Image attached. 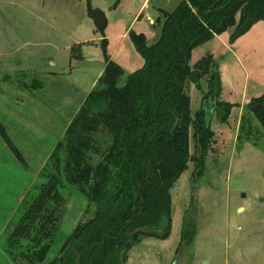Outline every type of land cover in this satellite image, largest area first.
Wrapping results in <instances>:
<instances>
[{
  "label": "rangeland",
  "instance_id": "374dc122",
  "mask_svg": "<svg viewBox=\"0 0 264 264\" xmlns=\"http://www.w3.org/2000/svg\"><path fill=\"white\" fill-rule=\"evenodd\" d=\"M90 1L105 12L104 35L96 33L87 14L88 0H0V125L22 156L21 161L0 133V264H29L22 251L11 253L9 237L24 204L47 181L44 172L50 170L58 143L105 70L103 40L111 60L124 71L118 83L123 87L145 65L131 34L143 33L153 45L161 33L159 10L173 12L183 0ZM263 24L251 35L259 42L244 39L236 48L243 69L235 47L228 50L234 44L233 29L194 49L191 66L208 54L225 66L237 104L228 122L213 118L215 143L204 174L198 176L191 160L171 191L169 237L143 236L123 264H264V129L249 112L243 115L245 129H240L245 96L264 94ZM201 84L208 90L205 80ZM204 93H191L192 117ZM249 124L257 132L247 137ZM95 138L106 150L108 134L100 132ZM190 154L199 156L192 138ZM98 159L94 156L93 162ZM61 192L63 217L44 264L62 256L75 229L96 210L78 190L65 186Z\"/></svg>",
  "mask_w": 264,
  "mask_h": 264
},
{
  "label": "trees",
  "instance_id": "16d2710c",
  "mask_svg": "<svg viewBox=\"0 0 264 264\" xmlns=\"http://www.w3.org/2000/svg\"><path fill=\"white\" fill-rule=\"evenodd\" d=\"M159 13L156 23L161 33L156 43L149 45L143 33L131 34L145 65L129 75L123 87L118 83L124 71L111 60L103 40L104 73L58 143L50 170L44 172L47 181L24 204L25 212L9 237L11 253L22 251L29 264L47 260L63 217L65 186L78 190L96 210L92 219L75 229L62 256L51 264H123L143 236L169 237L171 191L189 162L196 164L198 176L204 174L205 159L215 143L213 118L228 122L236 105L222 99L215 56L208 54L191 66L192 53L231 29L230 43H235L264 22V0H183L173 12L160 9ZM87 14L96 33L104 35L105 12L88 0ZM203 80L208 90L192 117L189 87L193 84L202 90ZM246 109L264 129V94L251 99ZM244 120L245 116L241 130ZM248 127L245 136H253L257 130ZM100 132L110 137L104 151L95 138ZM0 133L22 161L1 125ZM191 138L197 157L190 154ZM94 156L99 158L95 163ZM163 225L167 226L163 238L134 233Z\"/></svg>",
  "mask_w": 264,
  "mask_h": 264
},
{
  "label": "crops",
  "instance_id": "0c3cea01",
  "mask_svg": "<svg viewBox=\"0 0 264 264\" xmlns=\"http://www.w3.org/2000/svg\"><path fill=\"white\" fill-rule=\"evenodd\" d=\"M263 23L262 22H259V23H257L255 26H253V28L247 33V34H245L244 36H242L241 38H239L234 44H232V45H230L229 47H228V50H229V48H231V49H233V47H235V54H236V58H237V63L240 65V67H241V69H243V64H242V62H241V58H242V56H241V54H240V52L238 53L237 51H236V48H237V46H238V44L241 42V41H243L244 39H246L247 40V43H253V42H259L256 38H254L253 36H251V35H253L254 33H256L255 31L258 29V25H262ZM264 25V24H263ZM228 32V31H227ZM226 32V33H227ZM226 33H224V34H226ZM224 34H222V35H219V36H216L215 37V39L216 38H220V37H222ZM251 36V37H250ZM230 49V50H231ZM243 49H245V48H243ZM215 56V55H214ZM216 59V58H215ZM219 64V63H218ZM219 67H220V72H221V79H222V87H223V92H222V99L224 100V101H226V102H230V103H232V104H237L235 101H234V96L236 95V93L234 92V88H233V86H232V81H231V76H230V74H229V72H226V70H225V66H223V64H219ZM104 73V72H103ZM103 73L102 74H100V76H99V79H100V77L103 75ZM98 79V80H99ZM203 86V85H202ZM194 90H198L196 87H195V85H190V88H189V91H190V96H191V93L194 91ZM198 91H200L201 93H203V92H206V91H204V89H203V87H202V90H198ZM202 97H203V95H202ZM202 99V98H201ZM251 99L252 98H249L247 95L245 96V102H244V104H245V106H244V108L242 109V111H241V119H242V117H243V115H244V113L245 112H247V109H246V106L249 104V102L251 101ZM191 107H192V96H191ZM234 109V108H233ZM212 125H213V121H212Z\"/></svg>",
  "mask_w": 264,
  "mask_h": 264
},
{
  "label": "water",
  "instance_id": "95a60500",
  "mask_svg": "<svg viewBox=\"0 0 264 264\" xmlns=\"http://www.w3.org/2000/svg\"><path fill=\"white\" fill-rule=\"evenodd\" d=\"M140 232L145 233V234H154V235H156L158 237L163 238V237L167 236V226L163 225L162 229H155V230H152V229H150L148 227H146V228H138L137 230H135L134 233H140Z\"/></svg>",
  "mask_w": 264,
  "mask_h": 264
}]
</instances>
